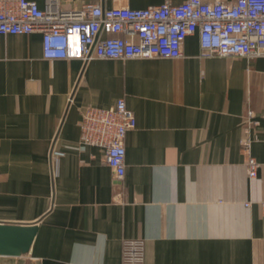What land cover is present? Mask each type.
<instances>
[{
    "label": "crops",
    "instance_id": "0c3cea01",
    "mask_svg": "<svg viewBox=\"0 0 264 264\" xmlns=\"http://www.w3.org/2000/svg\"><path fill=\"white\" fill-rule=\"evenodd\" d=\"M88 1L165 0L62 5ZM183 50L49 59L41 32L2 35L0 222L38 231L28 252L0 253V264H124L132 239L143 240L145 264H264V56L202 57L198 34ZM122 96L137 125L118 180L103 150L82 143L80 122L88 105ZM245 137L260 162L253 178Z\"/></svg>",
    "mask_w": 264,
    "mask_h": 264
},
{
    "label": "built area",
    "instance_id": "2783aa9c",
    "mask_svg": "<svg viewBox=\"0 0 264 264\" xmlns=\"http://www.w3.org/2000/svg\"><path fill=\"white\" fill-rule=\"evenodd\" d=\"M36 31L49 59L178 58L193 34L199 36L202 57H258L264 56V0H165L142 8H105L89 1L66 8L62 0H45L44 6L37 0H0V39ZM136 125L123 96L109 107L88 105L80 122L82 143L103 150L118 180L126 173V135ZM242 143L248 175L256 177L260 162L251 151V139L245 137ZM124 264H145L143 240L126 242Z\"/></svg>",
    "mask_w": 264,
    "mask_h": 264
},
{
    "label": "water",
    "instance_id": "95a60500",
    "mask_svg": "<svg viewBox=\"0 0 264 264\" xmlns=\"http://www.w3.org/2000/svg\"><path fill=\"white\" fill-rule=\"evenodd\" d=\"M37 231V223L0 222V253L28 252Z\"/></svg>",
    "mask_w": 264,
    "mask_h": 264
}]
</instances>
